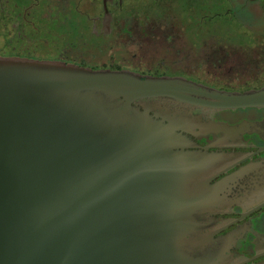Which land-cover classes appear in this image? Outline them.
Instances as JSON below:
<instances>
[{"label": "water", "instance_id": "obj_1", "mask_svg": "<svg viewBox=\"0 0 264 264\" xmlns=\"http://www.w3.org/2000/svg\"><path fill=\"white\" fill-rule=\"evenodd\" d=\"M0 264H264V86L0 57Z\"/></svg>", "mask_w": 264, "mask_h": 264}, {"label": "rangeland", "instance_id": "obj_2", "mask_svg": "<svg viewBox=\"0 0 264 264\" xmlns=\"http://www.w3.org/2000/svg\"><path fill=\"white\" fill-rule=\"evenodd\" d=\"M225 1L123 0L127 16L135 18L123 16V19L120 13L107 36L88 34L85 25L79 23L78 52L84 66L94 69L113 62L126 70L146 67L173 74L189 72L197 77L235 80L254 63H264V53L253 50L256 45L264 47V43L236 33L243 30L228 18H202L221 14ZM97 11L95 7V14ZM88 44L90 48L86 47ZM110 44L114 46L111 57L94 51V46L101 49ZM245 51L254 56L252 60L232 55Z\"/></svg>", "mask_w": 264, "mask_h": 264}, {"label": "flooded vegetation", "instance_id": "obj_3", "mask_svg": "<svg viewBox=\"0 0 264 264\" xmlns=\"http://www.w3.org/2000/svg\"><path fill=\"white\" fill-rule=\"evenodd\" d=\"M122 3L123 0H110L105 4L111 17L110 31L107 35L111 32V23L119 18L120 13L122 17L127 16L126 7H123ZM95 7H98L96 14ZM216 15L230 17L240 28H250L236 33L264 43V0H227L223 12ZM101 19V0H0V57L84 66L83 63L80 65L79 46L76 41L77 28L81 23L83 27L85 25L88 34L94 35L95 30L99 33ZM253 50L264 53V47L258 45ZM232 55L243 60H252L254 57L246 54V51ZM127 70L140 75L178 76L224 91L243 92L264 86V63L261 65L254 63L241 76L228 81L223 78L192 76L189 72L173 74L146 67L140 68L139 71Z\"/></svg>", "mask_w": 264, "mask_h": 264}, {"label": "trees", "instance_id": "obj_4", "mask_svg": "<svg viewBox=\"0 0 264 264\" xmlns=\"http://www.w3.org/2000/svg\"><path fill=\"white\" fill-rule=\"evenodd\" d=\"M125 15H127V13L125 12ZM215 16H218V17H220L219 15H216V14H212L211 16H209V17H202V18H205V19H207V20H209V19H212V18H214ZM227 18L228 19H230V21H232L233 23H234V21L230 18V17H228L227 16ZM240 25V24H239ZM239 27V26H238ZM239 29H241V30H250V28H248V27H245V28H240L239 27ZM118 37H120V35H118L116 38H118ZM111 45V46H110ZM109 46H103L101 49H98V48H96L95 46H94V51L95 52H97V53H102V54H104L105 56L107 55V56H109V57H111L112 55H113V52H112V50H114V46H112V44H110ZM87 48H90L91 46L88 44L87 46H86ZM110 51V52H109ZM80 54V65H82V63H83V61L84 60H81V56H82V54L81 53H79ZM101 67H103V68H105V67H108V68H110V69H114V70H118L119 68H121L120 66H118V65H115V64H113V62H111V63H109L107 66H101ZM100 67V68H101ZM94 68V67H93Z\"/></svg>", "mask_w": 264, "mask_h": 264}]
</instances>
